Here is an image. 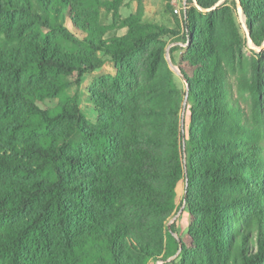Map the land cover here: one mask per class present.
I'll list each match as a JSON object with an SVG mask.
<instances>
[{
    "label": "trees",
    "instance_id": "16d2710c",
    "mask_svg": "<svg viewBox=\"0 0 264 264\" xmlns=\"http://www.w3.org/2000/svg\"><path fill=\"white\" fill-rule=\"evenodd\" d=\"M219 1L192 0L178 88L172 30L132 15L119 24L127 34L107 41L97 15L110 0H0V264H149L176 252L178 264H264V137L200 20ZM238 1L261 45L264 0ZM24 23L41 39L26 38ZM60 31L83 52H64ZM97 53L115 75L91 91L95 124L76 103L39 106L64 96L65 77L100 68ZM183 179L179 242L166 224Z\"/></svg>",
    "mask_w": 264,
    "mask_h": 264
},
{
    "label": "rangeland",
    "instance_id": "374dc122",
    "mask_svg": "<svg viewBox=\"0 0 264 264\" xmlns=\"http://www.w3.org/2000/svg\"><path fill=\"white\" fill-rule=\"evenodd\" d=\"M108 6L98 10L97 22L102 29H105L104 39L110 40L123 37L127 34V29L119 24L132 15H140L142 23L155 24L174 31V36H166L167 52L166 63L175 75V83L178 88H184L185 84L180 80V69L177 66L181 58L187 57L185 42V15L192 9V0H110ZM219 2H221L219 4ZM216 5L214 12L207 16H200L204 29L210 31L216 41V48L219 58L227 68L228 74L235 86V96L240 100L241 105L252 118L256 128L264 137V93L258 98L254 93L256 84V65H260L261 82L264 84V42L258 45L252 40L250 31L246 25V18L238 13L237 0H221ZM187 9L185 10V8ZM118 9V15L115 11ZM178 9L179 13H175ZM25 37L40 40L41 35L30 25L25 24ZM69 27V31L79 34ZM248 34L251 45L248 42ZM74 35V34H73ZM53 38L61 46L64 52L69 54H79L83 50L76 39L68 33L56 32ZM97 57L102 61V66L93 72L83 75L74 73L65 77L68 83V90L63 97L39 104L43 109L54 108L58 105L77 104L86 120L90 124H95L98 119V107L92 94V89L100 88L102 79L112 78L115 75V64L111 58L102 53H97ZM182 116L186 120V130L190 125V112L183 108ZM186 181L183 179L177 189L176 209L166 228L175 227L174 239L181 242L185 240L188 229V214L185 211L186 203ZM256 250V246L254 247ZM179 252L175 255H164V259L159 262L149 264H178Z\"/></svg>",
    "mask_w": 264,
    "mask_h": 264
},
{
    "label": "water",
    "instance_id": "95a60500",
    "mask_svg": "<svg viewBox=\"0 0 264 264\" xmlns=\"http://www.w3.org/2000/svg\"><path fill=\"white\" fill-rule=\"evenodd\" d=\"M223 1V0H222ZM221 2H219V4H220ZM237 3H238V13L239 14H242L243 12H242V8H241V4H240V2L237 0ZM217 6L218 5H216L213 9H215V8H217ZM208 11H210V10H207V11H205V12H208ZM248 42H249V44L251 45V39H250V36H249V34H248ZM184 108H186V103H185V106H184Z\"/></svg>",
    "mask_w": 264,
    "mask_h": 264
},
{
    "label": "bare ground",
    "instance_id": "6f19581e",
    "mask_svg": "<svg viewBox=\"0 0 264 264\" xmlns=\"http://www.w3.org/2000/svg\"><path fill=\"white\" fill-rule=\"evenodd\" d=\"M186 9H187V7H186ZM186 9H185V10H186ZM175 13H176V14H178V13H179L178 9H175Z\"/></svg>",
    "mask_w": 264,
    "mask_h": 264
},
{
    "label": "built area",
    "instance_id": "2783aa9c",
    "mask_svg": "<svg viewBox=\"0 0 264 264\" xmlns=\"http://www.w3.org/2000/svg\"><path fill=\"white\" fill-rule=\"evenodd\" d=\"M186 9V8H185Z\"/></svg>",
    "mask_w": 264,
    "mask_h": 264
}]
</instances>
